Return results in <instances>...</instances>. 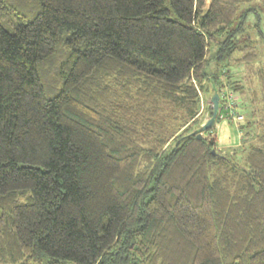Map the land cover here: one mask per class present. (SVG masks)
Here are the masks:
<instances>
[{"label": "trees", "instance_id": "1", "mask_svg": "<svg viewBox=\"0 0 264 264\" xmlns=\"http://www.w3.org/2000/svg\"><path fill=\"white\" fill-rule=\"evenodd\" d=\"M251 2L0 0V264H264ZM224 89L251 119L227 154L194 134Z\"/></svg>", "mask_w": 264, "mask_h": 264}, {"label": "rangeland", "instance_id": "2", "mask_svg": "<svg viewBox=\"0 0 264 264\" xmlns=\"http://www.w3.org/2000/svg\"><path fill=\"white\" fill-rule=\"evenodd\" d=\"M249 9H251L250 12H249ZM240 12L241 13L246 12V21H245L246 32H247V35L253 41V44L256 46V48L259 51L260 53L259 62H261V59L264 56V0H253V2L251 3L243 4L241 5ZM217 49H218V45L212 44L211 49H210V54H209V60L211 61V63L208 67V71L210 74H217L219 70L217 68V64L215 60H213ZM221 72H222V69L220 70V73ZM233 73L235 74L236 77L234 76L232 80L240 78V76L246 75V71L244 67L234 70ZM221 79H222L221 82L225 84L226 87L228 88V84L226 83L227 76L226 77L222 76ZM202 96H203L202 100L204 101L202 103H207L212 97V95L205 96V94H202ZM220 99H221V96H220ZM207 108H208V105H206L205 108H203L201 105V111L198 117L199 128H201L203 124L205 123V121L207 122L211 116L210 113H207V112H211ZM249 111H250L249 109L245 108L242 114L245 120L238 122V124L237 123L235 124L234 122L229 123L227 120H221L218 123L216 122L215 126L213 127V131L217 136V145L219 146V149H221L223 153L227 154L229 151L230 153H233L232 149H235L243 144V137H244L245 130L243 131L240 128V126L244 123V121L251 120L249 115H247V113L249 114ZM258 119L260 118L256 117V120ZM198 129H195V130H198ZM204 135H206L205 132L203 133V136ZM230 155H233V154H230Z\"/></svg>", "mask_w": 264, "mask_h": 264}, {"label": "built area", "instance_id": "3", "mask_svg": "<svg viewBox=\"0 0 264 264\" xmlns=\"http://www.w3.org/2000/svg\"><path fill=\"white\" fill-rule=\"evenodd\" d=\"M222 97L225 100V102H224V105L222 107L223 114L220 115L221 111H219L220 118L223 120L234 122L235 124L236 123L238 124V122L245 120L244 116L238 112L239 105H238L237 97L234 96L232 93H230L228 89L223 90ZM202 102H204V101L202 100ZM207 103H202V107L205 108L206 105H208V106L212 105V109H213V104H212L211 100H209ZM207 113L212 114V110H211V112H207ZM205 123H206V121H205Z\"/></svg>", "mask_w": 264, "mask_h": 264}, {"label": "water", "instance_id": "4", "mask_svg": "<svg viewBox=\"0 0 264 264\" xmlns=\"http://www.w3.org/2000/svg\"><path fill=\"white\" fill-rule=\"evenodd\" d=\"M211 102L213 104L212 115L210 119L203 124L199 131L194 132L198 139L203 138V132L208 131L213 128L217 122L219 111H220V96L218 92H215L211 97ZM215 152V151H214Z\"/></svg>", "mask_w": 264, "mask_h": 264}, {"label": "bare ground", "instance_id": "5", "mask_svg": "<svg viewBox=\"0 0 264 264\" xmlns=\"http://www.w3.org/2000/svg\"><path fill=\"white\" fill-rule=\"evenodd\" d=\"M220 96V95H219ZM206 132V131H205ZM204 133V132H203Z\"/></svg>", "mask_w": 264, "mask_h": 264}, {"label": "clouds", "instance_id": "6", "mask_svg": "<svg viewBox=\"0 0 264 264\" xmlns=\"http://www.w3.org/2000/svg\"><path fill=\"white\" fill-rule=\"evenodd\" d=\"M212 115V114H211Z\"/></svg>", "mask_w": 264, "mask_h": 264}]
</instances>
